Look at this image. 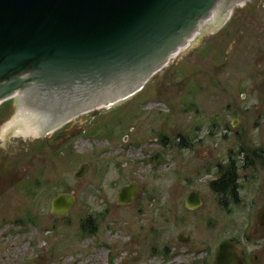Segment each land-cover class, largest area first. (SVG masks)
<instances>
[{"label": "rangeland", "instance_id": "rangeland-1", "mask_svg": "<svg viewBox=\"0 0 264 264\" xmlns=\"http://www.w3.org/2000/svg\"><path fill=\"white\" fill-rule=\"evenodd\" d=\"M1 105L3 124L15 107L12 98ZM119 105L124 111L120 118L104 123L102 116ZM93 116L98 127L89 129ZM71 123L67 131L72 148L63 145L55 159L48 153L46 168L33 166L29 172L31 192L38 183L46 185L23 199L25 207L17 202L9 208V221L3 222L7 215L0 212V264H174L173 244L168 243V250L166 246L183 226L171 227L168 204L172 192L180 196L174 199L176 206L182 203L186 192L182 175L207 162L208 156L223 163L229 156L244 160L257 146L264 147V0L238 9L230 26L182 59L179 68L174 63L159 71L145 94L94 109ZM215 129L216 149L209 133ZM177 130L193 137L191 149L181 155L176 147L170 151L168 143L160 142L163 136L167 142L178 135ZM19 137L7 139L17 146ZM154 156L158 157L149 161ZM82 162L90 168L75 177ZM131 180L138 183L137 201L116 206L115 196ZM257 182L264 183V172ZM61 192H72L75 202L66 216L55 218L49 211L50 199ZM260 198L264 202V192ZM242 209L236 232L241 243L246 239L244 217L250 213ZM29 216L31 221L26 220ZM19 218L25 222L17 223ZM87 220L93 222L94 232L84 226ZM222 226L230 228L231 223L223 219ZM147 228L156 235L154 248L142 234Z\"/></svg>", "mask_w": 264, "mask_h": 264}, {"label": "water", "instance_id": "water-1", "mask_svg": "<svg viewBox=\"0 0 264 264\" xmlns=\"http://www.w3.org/2000/svg\"><path fill=\"white\" fill-rule=\"evenodd\" d=\"M251 1L0 0V104L15 99L25 137H56L91 110L145 94L159 71L179 68ZM89 168L80 163L74 176ZM136 187L123 185L116 202L132 203ZM74 202L72 192L58 193L49 211L64 217ZM257 220L264 223V207ZM236 259L224 241L214 264Z\"/></svg>", "mask_w": 264, "mask_h": 264}, {"label": "flooded vegetation", "instance_id": "flooded-vegetation-1", "mask_svg": "<svg viewBox=\"0 0 264 264\" xmlns=\"http://www.w3.org/2000/svg\"><path fill=\"white\" fill-rule=\"evenodd\" d=\"M0 106L2 105L0 104ZM120 106L114 107L105 113L102 116V121L106 123L107 120L120 118V112H124L119 109ZM138 107H142V105H138ZM4 110L1 108L0 112ZM15 112H18V108H15ZM15 116L16 114L14 113L3 124H1L3 120L0 119V212L7 215V217L2 216L3 222H7L10 219H7L9 208L14 207L17 202L21 204L20 207H25L26 203L23 202V199L30 196L36 189L46 185L38 183L37 188L31 192L29 172L32 167L43 165L46 168L48 160L46 155L48 153H50V157L55 159L54 155L63 145L72 146V134L67 129H69L73 120L67 123L66 129L56 131V137L38 141L20 136L17 139L19 143L14 146V141L7 139L9 135H13L4 134V128ZM94 120L95 116L92 117L88 124L91 126L89 129L98 127ZM215 123L217 124V122ZM213 127L217 128V126ZM214 131L215 133L219 132L218 129H215L209 131V133L210 136H213L210 139H213L212 146L216 149L218 148V141L216 140L218 137L216 134L212 135ZM177 133L178 135L173 134L170 136L167 142H165L166 136H163L164 140L161 138L160 142L165 145L168 143V147H171L170 151L173 150L175 152L176 147V150L180 151L177 152V155H181L186 150L191 149L193 137L186 135L185 130H177ZM61 139L66 142L63 144L58 142ZM123 139L125 142L129 140L126 136ZM194 149L196 150L195 147H193ZM207 149L209 148L207 147ZM241 149L243 150V148ZM157 157L154 156L149 161H153ZM210 159L211 157L208 156L207 162L194 166L191 170L190 168L187 169L186 173L182 175L186 192L183 193L180 205L178 202L176 206L174 200L176 198L180 199V196H175L173 192L170 194L172 201L168 204V222L174 228L183 226L167 242L166 250L170 249L168 248V243H170V246L173 244L171 247L172 251H170L171 261L174 264H177V261H180L179 264H214L219 245L224 241H228L233 244V253L237 258L236 264H264V223H260L257 220L258 211L264 207V202L260 198V194L264 192V183L257 182L264 172V147L257 146L245 156L244 160L232 156H229L228 161L225 163L219 161L216 157L214 160L210 161ZM52 167L55 169V165ZM171 170L175 171L174 168ZM55 175L50 176L49 179H53ZM44 176V182H46L48 179L47 170ZM132 181L137 186L136 197L132 202L134 203L138 197V183L136 180H131L128 183ZM250 189L254 191L252 195H250ZM116 197L114 198L116 206L132 204H118ZM196 198H199V201H196ZM242 208L250 209V213L244 217L245 225L242 227L244 229L242 234L246 239L241 243L237 238L236 232L238 230L237 217H240L239 213L243 211ZM19 219L20 223L25 222L23 218ZM223 219L230 221V228L222 226ZM26 220L31 221V218L27 217ZM89 225V231L94 232L93 222L90 221ZM224 231L226 234L229 232L233 233L222 237L221 235ZM142 234H145L144 239H146V244L150 248L151 246H153L152 248L156 247L154 242L156 235L154 232H150V228H147ZM135 243L134 247L138 248L139 244ZM153 252L156 251L153 250ZM180 257L181 259H179Z\"/></svg>", "mask_w": 264, "mask_h": 264}, {"label": "bare ground", "instance_id": "bare-ground-1", "mask_svg": "<svg viewBox=\"0 0 264 264\" xmlns=\"http://www.w3.org/2000/svg\"><path fill=\"white\" fill-rule=\"evenodd\" d=\"M107 107V106H104ZM18 112H20V109L18 108ZM12 134L13 136H21L25 137V134L22 130V127L18 121L17 116H15L10 123L4 128V134Z\"/></svg>", "mask_w": 264, "mask_h": 264}, {"label": "trees", "instance_id": "trees-1", "mask_svg": "<svg viewBox=\"0 0 264 264\" xmlns=\"http://www.w3.org/2000/svg\"><path fill=\"white\" fill-rule=\"evenodd\" d=\"M30 218H31V220H32V217L31 216H29ZM34 219V218H33ZM89 220H87L86 222H85V224H84V226H86V228H87V230L89 229V227H90V225H89ZM17 223H20L19 221H17ZM90 232V231H89Z\"/></svg>", "mask_w": 264, "mask_h": 264}]
</instances>
